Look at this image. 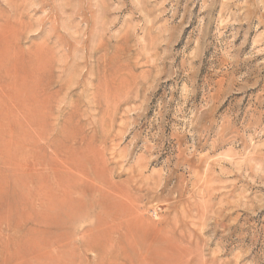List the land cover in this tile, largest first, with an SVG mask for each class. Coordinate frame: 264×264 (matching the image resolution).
<instances>
[{
  "label": "rangeland",
  "instance_id": "1",
  "mask_svg": "<svg viewBox=\"0 0 264 264\" xmlns=\"http://www.w3.org/2000/svg\"><path fill=\"white\" fill-rule=\"evenodd\" d=\"M0 264H264V0H0Z\"/></svg>",
  "mask_w": 264,
  "mask_h": 264
}]
</instances>
